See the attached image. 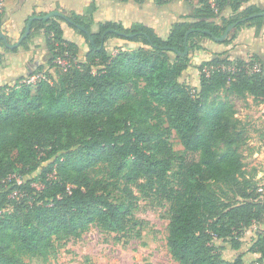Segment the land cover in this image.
I'll return each instance as SVG.
<instances>
[{"label": "trees", "instance_id": "1", "mask_svg": "<svg viewBox=\"0 0 264 264\" xmlns=\"http://www.w3.org/2000/svg\"><path fill=\"white\" fill-rule=\"evenodd\" d=\"M196 1L194 14L172 23L164 37L143 21L105 20L93 31L94 5L82 13L58 9L62 17L34 15L41 18L31 21L19 47L43 32L49 58L0 84V264H25V257L45 261L57 240L92 226L124 232L137 205L134 184L169 203L167 245L180 264H246L244 254L225 259L218 251L224 247L214 241L240 249L236 233L264 221V203L253 200L254 182L238 145L242 135L233 132L235 110L227 101L249 94L264 99V62L256 55L231 59L223 50L198 66L197 90L180 77L201 48L196 39L230 45L252 27L258 37L264 16H250L264 9L257 0ZM226 5L232 15L218 22ZM233 23L227 38L216 41ZM65 27L86 40L85 51L65 38ZM109 40L122 44L117 53L108 50ZM254 61L262 69L254 70ZM37 74L45 78L26 83ZM172 131L183 152L169 142ZM175 165L177 184L170 181ZM10 204L13 210L5 211ZM249 251L264 264V232Z\"/></svg>", "mask_w": 264, "mask_h": 264}, {"label": "rangeland", "instance_id": "2", "mask_svg": "<svg viewBox=\"0 0 264 264\" xmlns=\"http://www.w3.org/2000/svg\"><path fill=\"white\" fill-rule=\"evenodd\" d=\"M72 35L79 36L75 31ZM196 40L197 45L201 48L193 54V61L191 60V65L183 72L180 81L197 90L199 85L198 66L202 61L199 59L194 61L196 59L194 57L203 53L204 50L210 51L209 48L205 47L206 42L212 46L223 47V45L199 38ZM79 41V45L85 51L84 49H87L86 40L80 38ZM106 45L108 50L115 54L118 52V45L122 44L117 40H109ZM235 48L236 45L231 48L232 51ZM220 49L218 51L226 50ZM227 51L231 58L230 49ZM214 53L216 52H213L212 55ZM59 59L61 62H66L61 57ZM253 69L258 71L262 69V66L254 61ZM46 70L52 76H56L55 69L46 68ZM42 75L45 77L44 74ZM227 101L229 106L235 110V115L231 117V122L234 124L233 132L242 135V140L239 141L238 145L243 157L246 175L254 182L255 198L253 200L264 203V99H255L249 94L245 97L231 95ZM166 126L164 124V127ZM167 135L173 149L183 152L184 147L176 133L172 131ZM220 146L224 148L223 143H220ZM190 157L196 158L194 155H190ZM176 171L175 165L170 176V181L174 184H177V178L174 174ZM11 178L18 179L15 174ZM37 187H41V184L37 183ZM133 188L137 196V205L124 232H109L92 226L79 236L57 240L47 260L44 261L40 257H25V264H180L172 257L167 245L170 218L169 203L159 200L153 193H144L137 184H134ZM260 189H262L261 192ZM18 195L20 194L15 192L13 199L18 200ZM240 201L243 200L240 198ZM12 210V204L5 208V211ZM259 232H264V221L256 223L240 233L237 232L236 239L242 243L241 248L237 250L232 248L230 241L216 239L214 243L216 246L224 247L218 251L225 259L234 260L238 255L244 254L246 264H259L257 260L260 255L249 251Z\"/></svg>", "mask_w": 264, "mask_h": 264}, {"label": "crops", "instance_id": "3", "mask_svg": "<svg viewBox=\"0 0 264 264\" xmlns=\"http://www.w3.org/2000/svg\"><path fill=\"white\" fill-rule=\"evenodd\" d=\"M257 2L264 9V0H257ZM197 3L196 0H169L163 4H159L155 0H3L4 11L0 27L9 42L15 43L14 41H18L22 35L27 20L34 15L43 12L49 13L62 8L82 13L87 7L94 5L95 23L92 26L93 31H98L99 23L105 20L122 21L126 25L135 21H143L155 27L158 33L164 37L172 23L179 21L186 15L194 14ZM245 6L244 3L242 9ZM231 15L232 8L230 5H226L216 16L217 21L219 22L222 17L228 18ZM256 32L255 27L243 28L237 33L233 41L234 44L229 46H212L206 42L205 47L209 48L210 51L204 50L203 53L197 54L194 61H198L197 59L206 60L212 56L213 52H218V49L221 48L230 49L232 59L250 60L252 56L256 55L264 62V27L260 30L258 37ZM72 33V29L64 28L65 38L80 44L79 40L83 37L80 34L79 38L75 37ZM235 45L236 50L232 51L231 48ZM48 58L49 52L43 32L36 35L29 42L28 47H19L16 52L7 51L0 42V84L13 82L20 76H26L38 65L46 64Z\"/></svg>", "mask_w": 264, "mask_h": 264}, {"label": "water", "instance_id": "4", "mask_svg": "<svg viewBox=\"0 0 264 264\" xmlns=\"http://www.w3.org/2000/svg\"><path fill=\"white\" fill-rule=\"evenodd\" d=\"M55 16H64V14L58 10H53L49 13H47L43 18H51V17H55ZM256 16H264V11L260 12V13H257V14H253L251 15L250 17H256ZM41 17L39 16H32L30 17L29 21L27 22L26 24V28H25V31L22 33V35L20 36V38L18 39L17 42L15 43H10L7 36L5 35L4 32L0 31V39H2L4 42H5V45L7 47H10V48H17L21 45V43L28 37L29 33H30V30H31V21L32 20H35V19H39ZM237 25V23H233L231 25H229L227 27V29L225 30V32L223 33V35L221 37H215V40L218 41V42H221L223 40H225L227 38V36L229 35V33L235 28V26ZM84 31H86V29L82 28ZM186 43H187V37H186Z\"/></svg>", "mask_w": 264, "mask_h": 264}, {"label": "built area", "instance_id": "5", "mask_svg": "<svg viewBox=\"0 0 264 264\" xmlns=\"http://www.w3.org/2000/svg\"><path fill=\"white\" fill-rule=\"evenodd\" d=\"M163 1H169V0H163ZM3 11H4L3 0H0V13H2ZM58 62L62 64L63 66L66 65V62H61V59H59ZM43 78L45 77L42 74H37V75L31 76L30 78H28V80H26V83L35 84L37 83V81ZM260 191H262V189H260Z\"/></svg>", "mask_w": 264, "mask_h": 264}]
</instances>
